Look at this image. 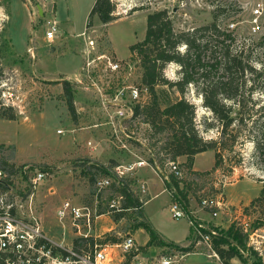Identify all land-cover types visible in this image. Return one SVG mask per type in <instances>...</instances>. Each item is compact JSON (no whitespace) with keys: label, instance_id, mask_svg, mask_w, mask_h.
I'll list each match as a JSON object with an SVG mask.
<instances>
[{"label":"rangeland","instance_id":"obj_1","mask_svg":"<svg viewBox=\"0 0 264 264\" xmlns=\"http://www.w3.org/2000/svg\"><path fill=\"white\" fill-rule=\"evenodd\" d=\"M94 2L0 0V102L12 107L16 115L13 120L0 118V145H3L0 157L18 171L12 177L14 200L25 202L18 196L28 190L29 175L40 170L46 177L34 190L32 208L45 233L54 240L70 243L76 237L68 222L65 221V226L56 216L61 204L70 201L89 207L93 214H100L92 225L91 234L99 235L104 241L132 233L137 242L142 243L149 237L145 229L138 228L143 220L167 242L185 243L194 238L192 244L198 254L189 255L186 263L218 264L215 258L207 256L212 250L204 243H198L187 219L171 216L172 190L147 161V146L151 143L148 126L140 119L130 122L131 138L123 140V147L114 136L112 126L106 123L108 118L101 108L98 90L110 88L112 93L123 89L129 105V86L144 87L141 66L131 56L130 46L143 39L146 15L162 9L167 10L175 31H186L210 23L213 5L217 2L233 3L227 11L229 16L224 17L220 25L233 32L236 45L244 46L245 50L252 49V63L256 68H264V0H114V20L102 24L93 18L88 26ZM37 7L44 9V15L37 12ZM256 8L259 11L254 13ZM47 20L57 23L52 42L44 37ZM83 31L84 38L81 36ZM90 40L92 45L88 43ZM100 54L122 60L119 71L104 70L106 61L103 57L88 66L87 61ZM162 72L170 81L181 78L180 65L175 62L166 64ZM63 80L71 85L74 117L67 107ZM251 84V79L247 80L241 89L246 93L248 109L243 122H235L225 134L213 112L203 104L201 91L206 86L203 78L189 84L184 95L195 105V124L200 135L217 142L221 163L214 170L215 150L204 151L195 158L194 166L207 174L196 175L189 171L185 158H177L183 171L180 186L187 191V207L192 211L194 222L204 230H215L217 235L232 222L246 220L251 226L260 220L263 225L255 231L264 237V198L251 205L264 186V147L259 150L252 141L264 130L258 120L264 116V92L255 83L248 94ZM157 92L161 106L180 96L175 87L166 85H159ZM144 94L141 91L142 97ZM223 102L233 104L229 99H223ZM220 143L227 147L221 148ZM139 159L145 161L146 170L138 169L136 165L116 177L98 169L102 165L112 167ZM102 178H108L109 184L98 189L95 182ZM121 183L142 203L141 209L111 210L109 204L113 199L121 208L122 199L115 190ZM204 196L221 200L222 206L216 217L199 205L200 197ZM139 210L141 214H138ZM257 239L260 243L264 240L256 235L249 236L248 245L254 247L253 241ZM167 244L157 246L154 253L145 246L141 248L147 255L165 257L177 253L181 256V264L187 252L183 247ZM257 254L260 259L246 250L240 251V257L230 262L264 264L262 255Z\"/></svg>","mask_w":264,"mask_h":264},{"label":"trees","instance_id":"obj_2","mask_svg":"<svg viewBox=\"0 0 264 264\" xmlns=\"http://www.w3.org/2000/svg\"><path fill=\"white\" fill-rule=\"evenodd\" d=\"M232 4L217 2L213 5L210 23L186 31L174 30L165 9L148 13L143 39L130 46L131 56L138 60L141 66V82L149 96L144 104L133 106L132 117L134 121L140 119L148 126L151 143L149 142L147 146L149 151L147 161L157 172L168 160L176 161L178 157L185 156L189 171H193L196 175H206L207 172L194 171L191 166L195 155L207 150H215L214 170L220 166L221 159L220 152L216 148L217 142L204 139L200 135L195 124V105L184 97L189 84L196 83L199 78H203L206 83L201 91L203 104L221 123L222 134H225L235 122H243L244 114L248 109L244 98L246 93L241 89L246 85L247 80L251 79L252 83L248 94H251L255 83H258L264 92V68H256L253 65L252 49L245 50L244 46L236 45L237 38L233 32L220 25L224 17L229 16L227 11L233 6ZM114 10V0H95L89 12L88 26L91 25L93 18L102 24L110 23L114 20ZM170 62L180 65L181 78L179 80L170 81L164 78L162 71ZM245 73L250 76L245 77L247 76ZM159 85L175 87L180 96L161 106L157 92ZM63 92L69 112L74 117L73 93L70 82L67 80H63ZM223 99H229L233 104H226ZM0 118L13 120L16 115L12 107L4 106L0 102ZM259 119L264 127V116ZM156 137L160 138L156 139ZM152 138L155 140L153 141ZM252 141L257 149L262 150L264 130L261 131L260 136L252 138ZM220 144L223 149L227 147L225 143ZM2 147L3 145H0V153ZM0 158V166L8 171L9 175L18 173L12 164ZM112 167L102 165L98 169L109 174V169ZM7 179L8 177L3 180L4 184H0L2 189L8 183ZM181 179L183 178L169 174V179L164 180V183L187 204V191L185 187L180 186ZM115 190L121 196V208L141 209L142 203L127 191L125 184L121 183ZM259 194L251 201V205L264 198V186L261 187ZM201 198L203 197H200V200ZM138 214H141V210ZM141 221L138 228L145 229L149 234L145 247L168 245L148 224ZM262 225L263 221L257 220L251 225V229L254 231ZM248 237V232L244 231L238 222H232L221 235L213 238L212 248L224 264H231L230 261L233 258H239L240 251L244 250L257 259L259 258L258 252L248 245ZM111 240L116 241L117 239L114 237ZM183 250L189 252L190 248H183Z\"/></svg>","mask_w":264,"mask_h":264},{"label":"built area","instance_id":"obj_3","mask_svg":"<svg viewBox=\"0 0 264 264\" xmlns=\"http://www.w3.org/2000/svg\"><path fill=\"white\" fill-rule=\"evenodd\" d=\"M49 1V0H43ZM39 13V8H36ZM259 11L258 8L254 13ZM40 14L44 15V9L41 7ZM230 27H233L231 24ZM57 23L55 20L46 21L44 37L48 42H52L56 36ZM84 31L81 36L84 35ZM84 38V36H83ZM89 45H92L90 40ZM85 53V52H84ZM105 59L104 70L110 73L118 72L121 67V61L115 60L105 54L97 55L88 60V66L96 59ZM128 63H126L127 65ZM89 74V70H86ZM128 98L130 104L125 101L123 89L110 92L109 89L98 90L100 95V104L108 121L113 128L114 136L117 141L125 147L124 139L131 138L128 130V124L133 122V106L135 104H144L147 97L145 87L138 88L129 86ZM141 91L145 94L142 97ZM132 102V103H131ZM128 121V122H127ZM145 163L139 159L137 162L128 164H116L109 169L114 176H121L124 171L133 169L136 165L141 166ZM161 180H168L169 174L174 177L182 178L183 171L177 161L168 160L164 169H159ZM14 175H9L8 171L0 166V184L8 177L4 189L0 187V264H180L181 256L177 253L169 256L147 255L143 252L142 246L138 245L131 233H127L121 238L113 240H102L99 235L91 234L92 225L100 214H93L89 207L74 205L70 201H65L56 211V216L63 225L68 226L70 231L76 237L70 243L65 241H56L45 233L40 219L32 208V197L38 184L44 180L46 173L40 170L34 171L28 177V190L18 197L25 202H16L15 194L12 191ZM98 189H102L109 184L108 178H102L95 182ZM172 201L169 211L174 219L185 217L198 238V243H204L212 253L208 257L215 258L218 264H224L212 248V240L217 233L215 230H204L200 224L193 220L192 211L187 204L171 191ZM25 197V198H24ZM121 197V196H120ZM27 204L26 207L25 204ZM199 205L206 209L212 217H216L222 206L221 200L217 197H203ZM19 206L21 208H19ZM111 210L120 211L113 199L109 204ZM66 221V222H65ZM242 229L248 232L250 238L253 235L264 239L262 235L256 234L246 220L238 222ZM254 249L264 258V240L253 241Z\"/></svg>","mask_w":264,"mask_h":264},{"label":"crops","instance_id":"obj_4","mask_svg":"<svg viewBox=\"0 0 264 264\" xmlns=\"http://www.w3.org/2000/svg\"><path fill=\"white\" fill-rule=\"evenodd\" d=\"M39 8V13H41L40 12V9H41V7H38ZM105 124V123H104ZM203 152H201V153H198V154H202ZM198 154L197 155H195V157H194V159H193V162H192V166H191V169L192 170H194V171H202V170H199L198 168H196L195 166H194V161H195V158L198 156ZM179 158H185L186 159V157L185 156H180V157H178V159ZM150 167L153 169V167L150 165ZM138 169H145L144 168V165L142 166H138ZM146 170V169H145ZM140 231H142V230H140ZM132 234V233H131ZM134 237V236H133ZM52 238V237H51ZM135 238V237H134ZM148 238L149 237H147L142 243H138L137 242V240H136V238H135V241H136V243L138 244V245H140V246H144L145 244H146V242L148 241ZM54 239V238H53ZM164 242H166V243H173V244H175V245H178V246H180V247H183V248H190V251L189 252H187L186 253V255L184 256V258H183V264H191V262H193V261H190V262H188V263H186V259H187V257L189 256V255H195V254H198V252H196L195 250H194V245L192 244V242L194 241V238H191L190 240H188L187 242H185V243H180V242H177V241H172V242H167L164 238H161ZM196 244H197V242H196ZM198 245V244H197ZM148 248V251L150 252V253H154L155 251H156V248H157V246H150V247H147ZM195 248H197L196 247V245H195ZM150 255H153V254H150ZM197 260H195V262H196ZM181 263V264H182Z\"/></svg>","mask_w":264,"mask_h":264}]
</instances>
